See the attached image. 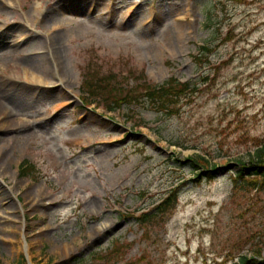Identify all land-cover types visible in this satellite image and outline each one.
I'll return each mask as SVG.
<instances>
[{"label":"rangeland","instance_id":"1","mask_svg":"<svg viewBox=\"0 0 264 264\" xmlns=\"http://www.w3.org/2000/svg\"><path fill=\"white\" fill-rule=\"evenodd\" d=\"M205 45L211 64L197 66ZM88 65L201 91L171 118L109 113L81 103ZM13 94L26 108L3 105ZM0 104V264L264 258V183L233 182L264 140V0H0ZM173 189L176 208L144 228L137 218Z\"/></svg>","mask_w":264,"mask_h":264},{"label":"trees","instance_id":"2","mask_svg":"<svg viewBox=\"0 0 264 264\" xmlns=\"http://www.w3.org/2000/svg\"><path fill=\"white\" fill-rule=\"evenodd\" d=\"M199 50V54L193 56L195 64L201 67L204 64H211L209 56L213 49L205 45ZM84 72V80L81 86L82 103L85 106L97 104L105 108L107 112H116L123 107L133 110L136 106H140L171 118L180 111L183 101L194 100L196 94L201 91L199 83L181 82L174 77L169 78L161 85L154 84L148 80L144 71L131 70L126 77L117 74L120 77L118 78L115 73L104 75L94 70L93 65H88ZM131 82L132 85L129 84ZM252 142L255 152L251 155L250 161L239 163L241 169L234 173L233 182L237 189L253 187L258 181L264 183V140ZM187 160L192 167L202 170L200 175L206 176L208 179L215 178L218 168L210 166L203 157L193 156ZM34 170V165L27 161L21 165L24 176L31 177ZM176 193V189H173L168 197L163 199L152 212L142 213L137 218L144 228L145 223L152 224L156 218L166 216L176 208ZM101 258L102 256L98 258V261ZM235 264H264V258L260 254L252 257L242 255L237 257Z\"/></svg>","mask_w":264,"mask_h":264},{"label":"bare ground","instance_id":"3","mask_svg":"<svg viewBox=\"0 0 264 264\" xmlns=\"http://www.w3.org/2000/svg\"><path fill=\"white\" fill-rule=\"evenodd\" d=\"M59 45L58 44H54L53 45V52L54 55H57L59 57L60 52H58V48ZM56 48V49H55ZM45 79L42 78V80H37L38 83H42ZM68 94V93H65ZM12 97H10V99H6L4 101H6L5 103H3L4 106H8L10 107V111H17L19 109H24L26 108L27 105V100H23V97H19L18 94H13L11 95ZM7 97V96H6ZM3 105L1 106L0 104V109H2L5 112H8L9 109L8 108H4ZM11 114V112H10ZM2 130V128H0V131ZM3 154V150L1 151L0 149V156ZM5 171V161H2V159L0 158V175H2ZM39 191V189H38ZM36 193V190H33L32 192H28V196H34L33 194ZM5 200V193L1 192V187H0V205L3 204V201ZM25 245H26V241H24ZM26 247L28 248V245H26Z\"/></svg>","mask_w":264,"mask_h":264}]
</instances>
